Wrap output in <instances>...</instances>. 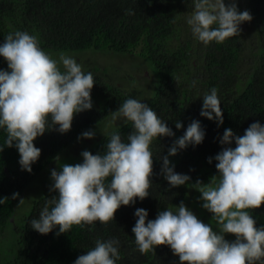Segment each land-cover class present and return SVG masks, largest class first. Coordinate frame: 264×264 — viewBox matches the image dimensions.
Instances as JSON below:
<instances>
[{
  "label": "trees",
  "instance_id": "obj_1",
  "mask_svg": "<svg viewBox=\"0 0 264 264\" xmlns=\"http://www.w3.org/2000/svg\"><path fill=\"white\" fill-rule=\"evenodd\" d=\"M237 6L240 11L250 12L253 19L249 24L242 23L240 34L223 43L204 45L194 38L186 23L193 9L191 0H0V44L10 32L27 31L38 37L41 49L52 58L60 52L76 58L97 52L142 61L152 85L144 103L175 133V137H161L150 145L152 185L150 195L143 201L137 198L134 205H122L115 219L107 224L74 225L60 235L58 227L46 235L32 229L31 219L38 218L45 201L57 193L48 188L29 198L28 210L22 217L19 201L26 188L58 162L57 156L68 151L84 131L97 132L105 125L83 149L95 155L104 151L111 133L118 132L127 142L133 130L131 122H125L108 131L111 127L106 122L126 99H137L138 90L114 83L111 73L102 72L98 66H82L79 58L82 70L91 72L95 81L91 91L93 108L76 114L67 133L49 130L33 141L41 155L31 173L21 169L15 147L0 151V199L8 198L0 204V264H74L78 256L95 246L97 239L113 238L119 240L120 259L116 264H179L178 256L166 245L156 247L155 253L141 254L136 249L134 212L143 208L151 220L158 211H175L181 201L199 215L204 211L198 199L200 193L191 185L170 188L160 175L159 157L167 155L173 140L184 134L192 120L200 121L205 131L203 142L169 157L175 172L191 177L189 183L197 179L207 183L217 174L216 161L209 164L208 158L221 150L219 138L225 129L243 135L254 122L264 125V0H237ZM0 69L8 70L3 57ZM213 87L223 111L224 122L219 127L215 121L200 116L202 96ZM176 121L183 125L179 130L175 128ZM6 135V130L0 128V147ZM82 151L74 164L82 162ZM48 182L51 185L50 177ZM14 193H19L17 199H12ZM249 212L257 227L264 225V205ZM203 214L201 218L206 220L208 215Z\"/></svg>",
  "mask_w": 264,
  "mask_h": 264
},
{
  "label": "clouds",
  "instance_id": "obj_2",
  "mask_svg": "<svg viewBox=\"0 0 264 264\" xmlns=\"http://www.w3.org/2000/svg\"><path fill=\"white\" fill-rule=\"evenodd\" d=\"M193 9L186 23L195 39L208 45L223 43L240 34V25L253 17L248 10L240 11L237 0H191ZM0 57L8 70L0 69V128L6 130L5 147L18 150L21 169L32 172V165L41 155L33 141L46 131L61 134L71 130L74 116L93 108L91 91L95 84L91 72L85 73L76 60L59 53L53 59L40 47L36 35L14 31L0 44ZM193 82V86H194ZM200 116L223 124V111L217 89L202 96ZM122 118L131 122L132 131L124 142L118 132L110 134L104 151L92 154L83 150L81 163H63L50 172L49 191L57 193L45 201L38 218L30 227L40 234L57 228V235L65 234L74 225L107 224L115 219L123 205L143 201L152 185L153 155L150 145L161 137H175L166 121L147 104L128 98L112 111L113 121ZM49 120L51 121L49 125ZM183 127L175 122L177 130ZM95 129L84 131L81 139H93ZM205 131L199 120H192L184 134L173 140L162 161L160 175L170 188L191 185L200 193L203 209L212 214L218 231L202 222L183 201L175 211H158L155 219H148V211L137 208L132 228L136 249L141 254L155 253L161 245L170 247L179 264H264V225L249 210L264 205V125L254 122L243 135L231 128L219 138L221 150L208 158L216 161L217 174L207 183L175 172L169 157L189 145L201 144ZM235 147H232V144ZM57 160L60 158L57 156ZM14 193L12 199H17ZM8 198L0 199V204ZM20 199L19 204H23ZM91 230V229H90ZM226 234L235 237L229 241ZM120 259L119 240L95 241V246L80 255L74 264H116Z\"/></svg>",
  "mask_w": 264,
  "mask_h": 264
},
{
  "label": "rangeland",
  "instance_id": "obj_3",
  "mask_svg": "<svg viewBox=\"0 0 264 264\" xmlns=\"http://www.w3.org/2000/svg\"><path fill=\"white\" fill-rule=\"evenodd\" d=\"M249 22H244V25L247 26ZM84 53V52H82ZM67 55L71 53H65ZM72 57V55H69ZM130 56H112L111 54H101L97 52H91L88 53L87 56H79L81 65L88 64V66L94 65L98 66L99 69L103 72L111 73L112 75V81L114 83H118L119 85H122L123 87L127 88H135L138 90L137 99L141 102H146L150 97V92L152 89V85L150 84L151 78L147 75L146 66L143 64L142 61L139 59H133L129 58ZM76 62L79 64V58L73 57ZM53 59H59V55L56 57H53ZM80 65V64H79ZM140 65V66H139ZM107 75V73H106ZM148 77V78H147ZM118 123V124H117ZM125 123V120L122 118H119L115 121H113L112 117L109 118V120L106 122V126L111 127L108 129L110 131L113 129L116 124L122 125ZM105 128V125H103ZM102 127L98 128V131L96 132V135H100L102 132ZM104 131V130H103ZM95 135V136H96ZM95 138V137H94ZM93 138V139H94ZM91 139H81L76 141L72 146L66 151L65 153L61 154L59 156L60 160L58 162H53L48 169H46L44 172H42L24 191L23 199L24 202L21 205V208L18 209L22 213L21 217L24 216L26 211L28 210L26 206L29 205V198L32 199L34 195L38 194L40 191L44 192L47 191L49 188V177L50 172L52 169H58L59 166H61L63 163H70L74 164L75 162H78V156L79 152L82 151L90 142ZM71 155V156H69ZM27 204V205H26ZM202 222L206 224H211L213 227V230L218 231L217 225L215 221H211L212 214L208 213L207 210L203 209L204 211H201V215H204L205 213L206 220L201 218V215H199L198 211L195 209H192L189 205L185 204ZM23 206V207H22ZM207 213V214H206ZM15 216H17L15 214ZM14 222V220H13ZM1 237V236H0ZM225 238L229 241H232L235 239V237L231 234H226Z\"/></svg>",
  "mask_w": 264,
  "mask_h": 264
}]
</instances>
